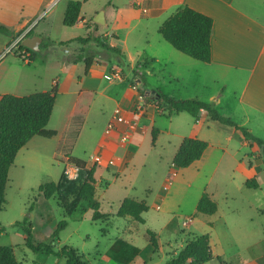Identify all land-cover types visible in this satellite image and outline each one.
Listing matches in <instances>:
<instances>
[{
	"label": "crops",
	"instance_id": "1",
	"mask_svg": "<svg viewBox=\"0 0 264 264\" xmlns=\"http://www.w3.org/2000/svg\"><path fill=\"white\" fill-rule=\"evenodd\" d=\"M55 1L0 0V25L10 30V33L0 32V96L6 93L25 96L48 91L56 83L58 92L47 127L58 131V135L51 138L57 147L75 109L79 93L83 90L93 92L94 98L73 155L84 159L87 167L95 166L96 194L98 187L107 186L105 192L109 193L112 186L118 184L121 191L119 207L126 197L146 199L149 210L153 207L164 213L163 227H170L176 221L180 205L187 215H202L196 212V207L203 193L209 192L218 202L217 212L205 217L209 227L204 234H210L214 257L224 259L225 264H264V249L261 252L250 251L252 244L246 242L243 249L252 254H242V244L235 236L227 215L222 212L217 197L220 193L218 185L225 184L227 186L221 189L224 201L243 199L249 194L254 199L247 198V206L259 210L263 208L264 211L261 194L257 191L261 186L254 193H249L251 188L246 186L248 179H259L264 171L260 145L246 139L235 127L212 120L205 109L200 111L199 118L188 112L166 116L158 112L155 104L158 97L156 90L174 99L198 98L205 103H212L222 115L247 128L254 136L264 139V0H103L92 16L84 12V7L93 0H79L82 1L80 18L73 28H79L81 34L78 32L62 38L49 31L47 34L35 32L36 27L33 26L44 8L53 6ZM185 6L209 15L214 21L212 60L209 63L180 52L159 32L164 21ZM101 10L105 13L104 23L94 20ZM65 11L61 14L62 23ZM91 20L97 24H91ZM88 23L91 25L89 29ZM89 30L110 47L119 49L120 53L105 47L97 39L86 44L73 41L71 43L78 42L79 45L67 49L66 59L58 62L50 56V51L46 52L50 47L43 46L46 40L56 45L85 36ZM32 36L42 38L37 52L52 57L45 61L46 66L60 65V72L53 74L49 71L45 79L40 78L42 86L39 90L32 86L36 83V68L35 71H31V68L36 59H22L16 53V48L25 46V39ZM14 45L11 52L4 54L8 47ZM79 54H84V58L75 61L74 58ZM87 57L92 60V65L86 73ZM76 62H81L82 66L75 69V65H72L68 69L69 64ZM22 67L29 69L24 71ZM115 68L124 73L123 79L106 78ZM135 69L140 71L144 81L134 73ZM136 78L142 82L140 89L132 88ZM95 106L97 111H93ZM139 111H142L140 116L133 115ZM91 114L100 121L101 128L90 134L91 145L84 147L82 155L90 154L84 158L75 154V150ZM113 119L116 121L115 128L107 131ZM153 129H158L153 147L160 145L168 151L167 156L161 155L160 162L172 165L169 172L160 170V186L152 188L149 184L139 189L135 182L137 175H142L151 166L152 153L147 141L148 136L152 137ZM38 137H33L18 154L24 149L29 152L31 144L33 146L35 142H40ZM187 137L206 141L208 148L189 167L177 169L173 166V159ZM236 143L240 145L237 147ZM32 159L30 155L29 160ZM56 161L64 165L61 174L66 171L70 178L78 176L75 167ZM107 174L112 175V178ZM235 189L239 192L238 196ZM133 191L140 195L132 194ZM175 192L178 198H173ZM145 193L148 196L144 198ZM232 206L229 214L234 215L241 209V205L236 203ZM32 232L34 241L35 227ZM47 239L54 250H60L57 236ZM216 243L221 245L219 252L214 250ZM149 249L154 251L151 243ZM115 256L125 264H135L139 257L137 255L127 261ZM20 263L24 264L22 261Z\"/></svg>",
	"mask_w": 264,
	"mask_h": 264
},
{
	"label": "rangeland",
	"instance_id": "2",
	"mask_svg": "<svg viewBox=\"0 0 264 264\" xmlns=\"http://www.w3.org/2000/svg\"><path fill=\"white\" fill-rule=\"evenodd\" d=\"M68 1L69 0H58L53 6L45 7L42 15L37 17L34 22L33 26L36 27L35 32L47 34L49 31V33L51 32L54 36L60 38L73 36L72 34L78 32V34H81L79 28L66 26L61 21V14L63 10L66 9ZM116 1L117 0H114V2ZM101 2H103V0H93L87 3L84 7V12L88 16H92L95 12V8H97ZM50 28L52 29L50 30ZM159 35L160 34H158V36ZM45 45L50 47L46 52L50 51V56H53L55 60L59 62V60L66 59L65 57L68 55V53H66L67 49L73 48L79 45V43L74 42L59 46L58 44L53 45L51 41L46 40L43 46ZM42 55L43 54H39L32 63L31 71H35L36 68L34 72L36 83L32 85L33 88H36L35 90L41 88L40 86L42 85L40 80L42 79L40 78L45 79V75L48 74L49 71L53 74L60 72L59 64L47 67ZM4 63L7 64V60H5ZM72 65H75L74 67L77 69L78 66H82V63H71L67 66L68 69ZM16 66L20 67L21 65L17 64ZM22 68L24 71H28L29 69ZM80 78L81 77H77V79ZM147 78L150 77L147 75ZM96 107L97 106H95L93 111L95 109V111L98 110ZM90 117L86 129L84 130V135L75 150V154L83 156L84 158H87L88 154H90L82 155L84 147L91 145L92 137L89 138V136L92 135L90 134L96 133L99 127L101 128L100 121L94 118V114H91ZM148 137L147 146L149 150L151 149L152 153L151 166L145 169L142 175L141 173L137 175L135 182L139 189L149 184L153 186L152 188L160 186V170L169 172L172 165L171 163L167 165L165 161L160 162L161 160H159V158H161V155L167 156L168 151L167 149H163L160 145L157 146V148L153 147V134L152 137L151 135ZM37 139H39L38 141L40 142H35L33 146L31 144L29 152L27 149L22 150L17 155L14 164L10 168L9 182L6 190L7 202L4 210L0 214V223L6 227V230L0 234V245L13 246L17 258L24 264H54L56 262L57 264H66L67 261L65 256L48 254L44 251L36 252L29 248L25 242L26 234L24 231L25 225L28 224L35 227V243H48L49 239L47 238L53 239L56 237L55 233L60 221L67 219L68 225L57 234L59 239V243L57 241L58 247L61 249L65 245H69L78 249L84 254V259L87 264H125L124 262L118 261L115 255L120 259L125 258L127 261L139 255L135 264H166L169 259L176 256L178 252L184 248L188 241L197 235L204 234L206 228L209 227L205 217L210 216L207 214L187 215L182 205L177 209L176 221H174L170 227H163L164 223L162 224V222L164 220V213L159 212V210L153 207L144 214L147 219L146 223H140L129 216H118L119 197L121 196L118 184L116 186L113 185L109 193L105 192L107 186L97 188L96 195L102 203V210L111 214L110 221L103 222L92 220L91 210L87 212L79 211L71 216H67L56 198L46 199L39 191V186L41 184L59 180L64 165L59 164L54 159V152L57 148L55 147V140L42 136H39ZM238 143H236L237 147L240 145ZM261 154L264 161L262 150ZM30 155L34 159L29 160ZM107 176L112 178V175L107 174ZM153 177L156 178L154 179ZM122 178L123 180H127L125 177ZM259 180L261 182V188L257 191L260 192L264 205V171L261 172ZM119 182L121 181L119 180ZM218 186L220 193H218L217 197L220 201L222 212L226 214L227 218L230 220L235 236L238 237L239 242L242 244L241 248L243 249L247 242V244H252L250 251L255 250L256 252H261L264 249L263 208L261 209L262 211L257 207L249 208L247 206L249 204L247 198L251 197L249 194H246L245 197L243 196V199L224 201L222 199L223 194L221 189H224L227 185L220 184ZM249 191V193L257 192L255 188H251ZM134 192L135 191H133L132 194L140 195L138 192ZM235 193L236 196L239 195L236 189ZM146 196L148 195L145 193L144 198ZM175 197H179L176 192L173 194V198ZM234 203L239 206L241 205V209L232 215L229 214V211L233 208L232 205ZM83 207L86 208V205L84 204ZM185 221L188 222L187 225L184 224ZM148 229L154 230L159 234L160 247L156 252L149 249L150 240L147 234ZM216 244L217 246L214 245V250L215 252H219L221 245L219 243ZM138 248L141 249V254L138 253ZM242 254H244V256H249L252 253L243 249ZM220 261L225 264L224 259L220 257H214L204 264H221Z\"/></svg>",
	"mask_w": 264,
	"mask_h": 264
},
{
	"label": "trees",
	"instance_id": "3",
	"mask_svg": "<svg viewBox=\"0 0 264 264\" xmlns=\"http://www.w3.org/2000/svg\"><path fill=\"white\" fill-rule=\"evenodd\" d=\"M82 8V1L69 0L64 14L63 23L66 26H74L79 18ZM91 24L97 23L91 20ZM214 21L212 17L202 13L192 7L185 6L170 17L160 26L159 32L162 36L180 52L200 60L202 62H211L212 60V30ZM90 23L87 28H90ZM0 32L10 33V30L0 25ZM92 39L114 52L120 53L119 49L110 47L101 39L94 36L93 31L89 30L85 36H79L69 41L59 42L62 46L73 41L86 44ZM30 52V61H34L39 53L21 45L16 48V53L22 59L25 56L22 50ZM53 57V56H52ZM48 54L42 55L43 60H50ZM84 54L77 55L74 60H82ZM86 73L92 65V60L87 57ZM134 73L142 78L138 69ZM58 92L57 84L54 83L50 90L36 92L25 96H17L6 93L0 96V214L4 210L7 199L6 190L9 182V171L14 164L18 152L35 136L52 138L58 135V131L48 129V123L51 119ZM158 97L155 104L158 112L170 116L179 112H188L196 118L200 117V111L205 109L212 120L235 127L241 131L246 139L257 142L264 154V139L257 138L247 128L238 125L231 118L222 115L212 103H205L198 98L174 99L164 95L156 90ZM94 98L91 91H81L78 96L75 109L68 121L67 127L62 134L60 142L54 152V159L66 164H70L78 170L76 178H70L66 171H63L58 181H51L39 186V191L46 199L56 198L65 214L71 216L76 212L92 211V220L108 222L111 220V214L101 208V202L96 197V178L95 166L87 167L84 159L73 155V150L78 136L84 125L88 110ZM153 143L158 135V129H153ZM208 143L195 137L185 138L174 159L173 166L176 168L189 167L193 162L200 159ZM249 188L258 189L261 182L258 178H250L246 181ZM84 204L86 208L83 207ZM218 210L217 202L208 192L201 196L196 212L212 215ZM149 211V205L146 199L138 200L126 197L120 204L117 215L121 217H132L140 223H146L144 214ZM68 225V220L60 221L56 235L61 229ZM32 225H25L26 245L36 252L44 251L48 254L65 256L67 264H87L78 249L65 245L60 250H54L51 242L35 244L33 241ZM6 230V227L0 223V234ZM147 234L156 252L160 247L159 234L154 230L148 229ZM139 250V249H138ZM139 253V252H138ZM214 258L210 234L205 233L195 236L187 242L178 254L167 261L166 264H204ZM223 264L222 261H220ZM0 264H21L15 254V248L11 245H0Z\"/></svg>",
	"mask_w": 264,
	"mask_h": 264
},
{
	"label": "built area",
	"instance_id": "4",
	"mask_svg": "<svg viewBox=\"0 0 264 264\" xmlns=\"http://www.w3.org/2000/svg\"><path fill=\"white\" fill-rule=\"evenodd\" d=\"M58 0L55 1V3L57 2ZM34 25V24H33ZM15 47L14 46H11V47H8L5 51H4V54H7L9 52L12 51V49ZM21 53L25 56V59L26 60H30V52L26 49L22 50ZM106 78L109 79V80H119V79H123L124 78V73L120 70V69H117L115 68L113 71H111L110 73H108L106 75ZM137 79V78H136ZM142 87V82L140 80H135L132 82V88L133 89H140ZM141 112L142 111H139V112H135L133 115L138 117L141 115ZM115 125H116V121L115 119L111 120L108 124V127H107V131H111L112 129L115 128ZM124 138L126 139L127 136H124ZM190 220V219H189ZM184 224H188L187 221H185Z\"/></svg>",
	"mask_w": 264,
	"mask_h": 264
},
{
	"label": "water",
	"instance_id": "5",
	"mask_svg": "<svg viewBox=\"0 0 264 264\" xmlns=\"http://www.w3.org/2000/svg\"><path fill=\"white\" fill-rule=\"evenodd\" d=\"M94 20L98 23H104L105 22V13L104 11H100L97 16L94 18ZM42 38L40 36H32L27 37L24 41V45L34 51L39 50L40 48V42Z\"/></svg>",
	"mask_w": 264,
	"mask_h": 264
}]
</instances>
